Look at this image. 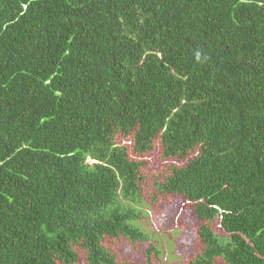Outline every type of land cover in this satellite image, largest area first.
<instances>
[{"label":"trees","instance_id":"trees-1","mask_svg":"<svg viewBox=\"0 0 264 264\" xmlns=\"http://www.w3.org/2000/svg\"><path fill=\"white\" fill-rule=\"evenodd\" d=\"M178 200L264 264V0H0V264H162Z\"/></svg>","mask_w":264,"mask_h":264},{"label":"rangeland","instance_id":"rangeland-1","mask_svg":"<svg viewBox=\"0 0 264 264\" xmlns=\"http://www.w3.org/2000/svg\"><path fill=\"white\" fill-rule=\"evenodd\" d=\"M146 211L149 219L143 221L140 228L157 242L156 247L162 252V264H186L195 253L196 232L201 224L193 210L178 200L159 216L151 208L146 207ZM112 249L122 260L146 264L147 245H140L138 251H133L126 244L118 249L113 246Z\"/></svg>","mask_w":264,"mask_h":264}]
</instances>
